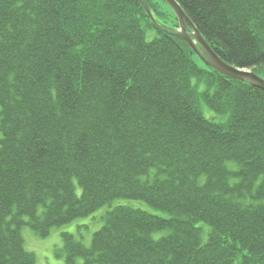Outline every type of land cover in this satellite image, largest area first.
Segmentation results:
<instances>
[{
  "label": "trees",
  "instance_id": "16d2710c",
  "mask_svg": "<svg viewBox=\"0 0 264 264\" xmlns=\"http://www.w3.org/2000/svg\"><path fill=\"white\" fill-rule=\"evenodd\" d=\"M142 1L0 0V264H36L24 227L100 208L90 246L62 232L65 264H264V90ZM176 1L264 77V0Z\"/></svg>",
  "mask_w": 264,
  "mask_h": 264
},
{
  "label": "rangeland",
  "instance_id": "374dc122",
  "mask_svg": "<svg viewBox=\"0 0 264 264\" xmlns=\"http://www.w3.org/2000/svg\"><path fill=\"white\" fill-rule=\"evenodd\" d=\"M148 1H150L149 3L152 7L149 9H151L150 11L158 24L168 28H173L179 24L174 11L164 0ZM148 1L145 2L149 7ZM156 36V29L146 28V39L148 41L153 40ZM78 193L80 194V188H78ZM140 205L145 207L142 204ZM104 213V208H100L89 216L78 218L69 224L54 228L46 237L37 235L26 226L22 230L25 247L35 253L36 264H65L64 258L58 257L55 252L57 248L63 246L62 232L68 231L73 233L78 239L82 240L86 246H90L93 233L103 224V218H100V216Z\"/></svg>",
  "mask_w": 264,
  "mask_h": 264
},
{
  "label": "water",
  "instance_id": "95a60500",
  "mask_svg": "<svg viewBox=\"0 0 264 264\" xmlns=\"http://www.w3.org/2000/svg\"><path fill=\"white\" fill-rule=\"evenodd\" d=\"M174 11L179 21L177 33L187 42L192 51L196 53L201 60L209 67L220 72L228 78L248 82L253 86L264 90V77L254 73L251 70L238 68L226 63L209 45L206 39L202 36L196 25L186 15L180 4L176 0H164ZM152 22L159 27H164L157 23L154 15L150 11L148 5L142 1ZM168 29V27H164Z\"/></svg>",
  "mask_w": 264,
  "mask_h": 264
}]
</instances>
